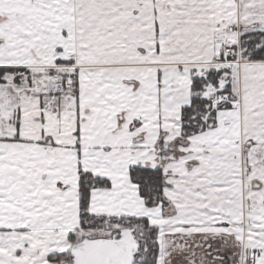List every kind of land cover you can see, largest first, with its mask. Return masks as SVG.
Instances as JSON below:
<instances>
[{"label":"snow or ice","instance_id":"obj_1","mask_svg":"<svg viewBox=\"0 0 264 264\" xmlns=\"http://www.w3.org/2000/svg\"><path fill=\"white\" fill-rule=\"evenodd\" d=\"M0 264H264V0H0Z\"/></svg>","mask_w":264,"mask_h":264}]
</instances>
